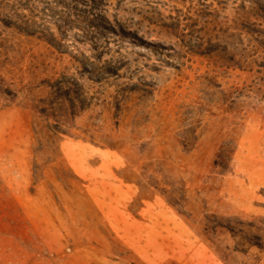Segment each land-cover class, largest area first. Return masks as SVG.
Returning a JSON list of instances; mask_svg holds the SVG:
<instances>
[{
    "label": "rangeland",
    "instance_id": "obj_1",
    "mask_svg": "<svg viewBox=\"0 0 264 264\" xmlns=\"http://www.w3.org/2000/svg\"><path fill=\"white\" fill-rule=\"evenodd\" d=\"M0 264H264V0H0Z\"/></svg>",
    "mask_w": 264,
    "mask_h": 264
},
{
    "label": "trees",
    "instance_id": "obj_2",
    "mask_svg": "<svg viewBox=\"0 0 264 264\" xmlns=\"http://www.w3.org/2000/svg\"><path fill=\"white\" fill-rule=\"evenodd\" d=\"M66 78L62 76V79L51 85L53 94L59 96L72 110L76 107L84 109V97H82L80 91L73 87L72 83L68 82L69 80H65Z\"/></svg>",
    "mask_w": 264,
    "mask_h": 264
}]
</instances>
